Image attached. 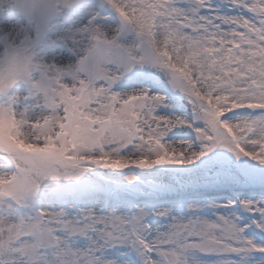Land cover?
<instances>
[{"label": "snow or ice", "instance_id": "obj_1", "mask_svg": "<svg viewBox=\"0 0 264 264\" xmlns=\"http://www.w3.org/2000/svg\"><path fill=\"white\" fill-rule=\"evenodd\" d=\"M0 264H264V0H0Z\"/></svg>", "mask_w": 264, "mask_h": 264}]
</instances>
